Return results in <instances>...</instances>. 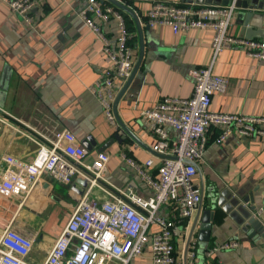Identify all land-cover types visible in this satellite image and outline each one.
I'll return each mask as SVG.
<instances>
[{
    "label": "crops",
    "instance_id": "crops-1",
    "mask_svg": "<svg viewBox=\"0 0 264 264\" xmlns=\"http://www.w3.org/2000/svg\"><path fill=\"white\" fill-rule=\"evenodd\" d=\"M100 1L122 15L124 12L131 33L128 45L134 73L128 84L127 80H114L112 103L115 120L119 119L131 134L117 120V126L109 124L95 94L87 88L109 60L101 41L79 17L86 0H43L30 11L32 25L0 1V110L12 116L7 119L14 126L0 131V172L5 167L3 156L28 161L39 144H49V139L62 129L71 131L82 145L90 136L94 144L91 149L83 145L90 157L104 144V152L109 155L102 179L92 181L78 174L63 185L43 174L24 197L0 195V236L12 225L32 237L33 246L26 257L31 264L43 263L84 195L102 202L128 188L139 196L151 194L148 184L121 154L138 162L151 158L148 170L156 173L160 155L152 150L155 138L140 112L163 96H189L192 69L210 66L214 74L228 80L224 92L212 95V111L264 115V60L248 57L240 47L214 56L210 28L173 34L166 26H148L145 14L154 0ZM191 1L223 4L231 0ZM245 13L236 8L229 32L264 39V11L247 23L243 21ZM101 29L114 46L119 31L116 20L101 22ZM220 131V126L208 128L203 158L192 178L201 190L202 203L174 229L175 264H185L188 233L195 220V264H264V211L256 216L258 226L248 227L245 218L248 208H256L264 201V136L232 134L218 143ZM175 135L170 131L171 138ZM210 209L212 227L208 241L201 244L197 239L198 224L204 210ZM159 212L171 214L167 205L161 206ZM230 239L238 245L205 255V249ZM106 264L120 262L110 260ZM128 264H151L149 248Z\"/></svg>",
    "mask_w": 264,
    "mask_h": 264
},
{
    "label": "built area",
    "instance_id": "built-area-1",
    "mask_svg": "<svg viewBox=\"0 0 264 264\" xmlns=\"http://www.w3.org/2000/svg\"><path fill=\"white\" fill-rule=\"evenodd\" d=\"M8 9L32 25L30 11L43 0H0ZM235 0L227 4H197L154 0L146 11L148 26H166L173 34L191 28L213 31V55L240 47L250 58L264 60V39L236 36L229 32L235 10ZM79 17L87 29L102 44L109 60L98 78L87 88L95 94L103 108L106 120L117 126L113 113L114 80H127L132 73V52L128 45L131 33L123 15L113 6L100 0H86ZM115 19L118 35L114 46L101 29V22ZM192 92L189 96H163L152 107L141 110L155 141L152 150L160 155V163L153 175L148 168L152 159L138 162L122 153L121 158L148 184L151 194L139 196L131 189L119 190L111 199L97 202L84 195L71 212L62 230L54 240L42 264H106L117 260L128 264L148 247L151 264H175L173 233L177 224L189 218L201 201L202 194L193 182L197 164L203 158L207 131L211 125L221 127L217 142L232 134L264 136V115L217 112L210 109L212 95L224 92L228 80L214 74L211 67L190 71ZM0 110V131L14 127ZM170 131L175 132L171 138ZM49 144H39L32 159L20 160L9 154L2 157L5 167L0 172V195L25 196L41 175L67 185L75 175L89 176L92 181L102 179L109 160L108 153L96 152L90 157L87 149L67 129L58 132ZM170 208V215L159 212L161 206ZM264 211V201L252 214ZM155 227V229H152ZM33 238L8 225L0 236V264H31L27 255ZM235 240H225L205 249L206 256L218 250L236 247ZM196 244L191 238L185 264H195Z\"/></svg>",
    "mask_w": 264,
    "mask_h": 264
},
{
    "label": "water",
    "instance_id": "water-1",
    "mask_svg": "<svg viewBox=\"0 0 264 264\" xmlns=\"http://www.w3.org/2000/svg\"><path fill=\"white\" fill-rule=\"evenodd\" d=\"M188 2L191 0H187ZM223 4H227V2H224ZM121 6V5H119ZM235 6L237 8H241L243 10H246V13L244 14V23L248 20H250L251 18H258L256 17L261 16L263 13L262 11H264V0H235ZM123 7V6H121ZM127 9V8H125ZM128 10V9H127ZM130 13L132 12L131 10H128ZM132 14V13H131ZM134 73V69L133 72L131 73L130 77L127 79V84L129 83L131 76ZM3 87L6 86V81H4L2 83ZM116 120L119 122L120 127L125 130L127 133L131 134V132L121 123V121L119 119L116 118ZM114 138H116L117 140L119 139V136L117 134L113 135ZM83 145L87 148V149H91V147L94 145L93 144V140L91 139V137H87L85 138V140H83ZM105 149V144L102 146H99L96 150V152H101L104 151ZM202 200L200 201V203L198 204V207L201 206ZM255 209L254 206H252L251 208H248L246 210V223L247 226L249 227H255L258 226L259 224V219L257 217H254L252 214V211ZM212 218H213V210H204L203 212V216L198 224V229H197V239L199 242H201V244L206 243L208 241L209 238V234H210V230L212 227ZM197 221L195 220L193 222V224H191L189 233H188V238H187V245L190 241V239L192 238V235L195 231V227H196ZM185 251L187 252V247L185 249ZM186 252H185V260H186Z\"/></svg>",
    "mask_w": 264,
    "mask_h": 264
},
{
    "label": "trees",
    "instance_id": "trees-1",
    "mask_svg": "<svg viewBox=\"0 0 264 264\" xmlns=\"http://www.w3.org/2000/svg\"><path fill=\"white\" fill-rule=\"evenodd\" d=\"M122 12V11H121ZM123 13V15H124V12H122ZM126 25V24H125Z\"/></svg>",
    "mask_w": 264,
    "mask_h": 264
}]
</instances>
